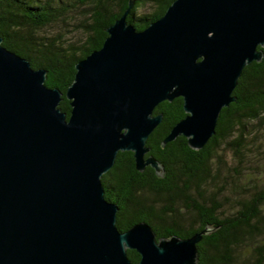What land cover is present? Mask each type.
I'll return each mask as SVG.
<instances>
[{"label":"water","instance_id":"obj_1","mask_svg":"<svg viewBox=\"0 0 264 264\" xmlns=\"http://www.w3.org/2000/svg\"><path fill=\"white\" fill-rule=\"evenodd\" d=\"M134 1L74 63L63 93L0 37V264H132L126 250L135 264H196V243L215 230L156 237L138 221L119 231L100 177L119 151L132 153L135 170L163 176L144 157L163 100L180 97L184 116L160 145L177 136L193 150L205 144L242 68L263 56L264 0H172L141 30L126 21Z\"/></svg>","mask_w":264,"mask_h":264},{"label":"trees","instance_id":"obj_2","mask_svg":"<svg viewBox=\"0 0 264 264\" xmlns=\"http://www.w3.org/2000/svg\"><path fill=\"white\" fill-rule=\"evenodd\" d=\"M171 1L135 0L126 21L141 30L161 16ZM146 4L151 8L138 12ZM71 7L82 10L83 20L77 25L84 35L81 42L74 46L59 34H37L45 26L63 23ZM125 7L126 0H0L1 45L27 59L32 68L44 69V84L63 93L73 78L74 63L100 47L106 36L104 29ZM262 51L259 62L242 68L232 91L235 100L221 108L214 134L200 149L189 148L181 136L160 145L183 115L180 97L163 100L153 108L152 114L161 113L162 117L145 145L162 164V177L155 176L149 167L137 172L131 152H117L100 180L105 192L113 190L121 200L132 202L130 209L117 215L118 230L143 220L156 237H186L208 225L215 230L196 243V264H264V180L241 187L244 195L233 200L225 195L232 183L236 192L238 168L253 150L264 154L260 146L264 141V47ZM58 106L67 117L68 101L62 97ZM227 205L231 207L228 212ZM244 248L247 253L242 256ZM126 255L132 264L137 262L134 250H126Z\"/></svg>","mask_w":264,"mask_h":264},{"label":"rangeland","instance_id":"obj_3","mask_svg":"<svg viewBox=\"0 0 264 264\" xmlns=\"http://www.w3.org/2000/svg\"><path fill=\"white\" fill-rule=\"evenodd\" d=\"M72 0H70L71 2ZM73 5H76V2L73 3ZM82 9V7H79ZM151 8L149 4L143 5V7L138 9V12H146ZM70 11L66 13L64 22H58L51 24L49 26H45L39 32L37 33L39 36H46V37H51L56 34H59L61 38L65 41V43L68 44H73L74 46L81 42L83 40V33L77 29V25L81 23L83 20L82 17V10L79 11V9L72 8L69 9ZM261 148H264V141L262 144H260ZM262 150V149H261ZM252 151V150H251ZM251 154L245 163L241 164L239 166V175L234 176L236 179L234 180V183L237 184L238 186L236 187V192L232 191V184L227 185L225 195L229 196L231 200L235 199L237 195H244V191H242L241 187L244 188V186H251L253 184H259L264 180V154H259L256 153V150H253ZM226 158H228V154L224 155ZM231 165H234L232 162L230 163ZM233 180V179H232ZM237 190L239 192L237 193ZM228 204V203H227ZM231 204V203H229ZM228 205L226 206V209H229ZM226 210V212L230 211ZM247 253V250L244 248L241 250V255L245 256Z\"/></svg>","mask_w":264,"mask_h":264},{"label":"flooded vegetation","instance_id":"obj_4","mask_svg":"<svg viewBox=\"0 0 264 264\" xmlns=\"http://www.w3.org/2000/svg\"><path fill=\"white\" fill-rule=\"evenodd\" d=\"M232 94V93H231ZM233 95V94H232ZM229 105V104H228ZM220 113V112H219ZM184 116V113H183V115L181 116V117H183ZM218 116H219V114H218ZM180 117V118H181ZM179 118V119H180ZM178 119V120H179ZM177 120V121H178ZM181 137H183V136H181ZM184 138V137H183ZM185 139V138H184ZM186 140V139H185ZM130 152V151H129ZM149 152V151H148ZM146 153L145 155H144V157H146L147 155H149V153ZM150 155H152V154H150ZM153 156V155H152ZM154 157V156H153ZM131 158H132V153H131ZM155 158V157H154ZM156 159V158H155ZM132 160H133V158H132ZM145 167H149L152 171H153V174L156 176V174L154 173V170L149 166V165H147V166H145ZM144 167V168H145ZM144 170V169H143ZM142 170V171H143ZM137 171V170H136ZM142 171H140V172H142ZM137 172H139V171H137ZM103 196H104V198L107 200V201H109V202H112V203H114L115 205H116V212H115V221H116V218H117V215L119 214V213H122V212H124L125 210H127V209H130V206H132V202L131 201H129L128 199H127V201H125V200H121L117 195H115L114 194V191L113 190H107L106 192H105V189H104V187H103ZM104 193H105V195H104ZM138 221H143V220H138ZM138 221H136V222H138ZM145 222V221H144ZM133 223H135V222H133ZM132 223V224H133ZM145 223H147V222H145ZM131 224V225H132ZM148 224V223H147ZM130 225V226H131ZM149 225V224H148ZM116 226V225H115ZM150 226V225H149ZM129 227V226H128ZM127 227V228H128ZM151 227V226H150ZM126 228V229H127ZM126 229H124V230H126ZM151 229H152V227H151ZM124 230H119V231H124ZM153 230V229H152ZM172 235H175V234H172ZM176 236H178V235H176ZM189 236V235H188ZM178 237H180V236H178ZM187 237V236H186ZM181 238H185V237H181Z\"/></svg>","mask_w":264,"mask_h":264}]
</instances>
